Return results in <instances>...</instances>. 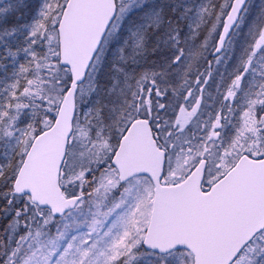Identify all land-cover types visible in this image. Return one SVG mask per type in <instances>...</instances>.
I'll list each match as a JSON object with an SVG mask.
<instances>
[{
	"label": "snow or ice",
	"instance_id": "6c2138e0",
	"mask_svg": "<svg viewBox=\"0 0 264 264\" xmlns=\"http://www.w3.org/2000/svg\"><path fill=\"white\" fill-rule=\"evenodd\" d=\"M0 264H264V0H0Z\"/></svg>",
	"mask_w": 264,
	"mask_h": 264
}]
</instances>
